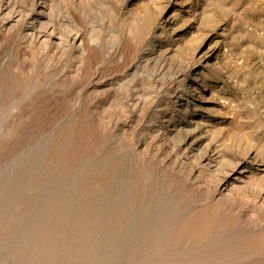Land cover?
Segmentation results:
<instances>
[{
    "label": "rangeland",
    "instance_id": "1",
    "mask_svg": "<svg viewBox=\"0 0 264 264\" xmlns=\"http://www.w3.org/2000/svg\"><path fill=\"white\" fill-rule=\"evenodd\" d=\"M45 1L44 28L59 44L22 37L36 0H8L20 17L0 26V264L247 263L206 260L185 239L173 247L165 232L181 193L144 168L137 141L151 137L138 125L161 109L154 91L167 100L160 83L170 74L152 83L145 69L121 75L139 39L123 24L129 0ZM197 3L202 38L249 73L229 91L241 120L264 138V0ZM133 88L143 92L134 110Z\"/></svg>",
    "mask_w": 264,
    "mask_h": 264
},
{
    "label": "bare ground",
    "instance_id": "2",
    "mask_svg": "<svg viewBox=\"0 0 264 264\" xmlns=\"http://www.w3.org/2000/svg\"><path fill=\"white\" fill-rule=\"evenodd\" d=\"M7 1L0 4L1 28L20 17ZM34 5L22 37L32 44H59V37L44 28L47 2L36 0ZM201 5L193 7L192 0H165L163 6L156 0H129L122 6L126 30L144 38L134 44L131 64L121 75L127 78L145 69L152 72V83L170 74L168 82L160 83L167 100L157 102L161 92L154 91L152 104L161 109L138 125L140 132L150 129L151 137L140 134L137 150L148 156L144 168L149 173L159 174L181 193L165 230L173 247L185 239L206 260L233 256L237 262L246 260L244 264H264V138L241 120L228 85L237 86V75L249 73L241 63L229 62L219 44L210 46L211 36L202 38ZM79 39L76 33L72 42ZM172 61L177 68H171ZM95 75H89L90 82ZM132 90L134 110L143 92ZM110 91L104 92L106 98Z\"/></svg>",
    "mask_w": 264,
    "mask_h": 264
}]
</instances>
